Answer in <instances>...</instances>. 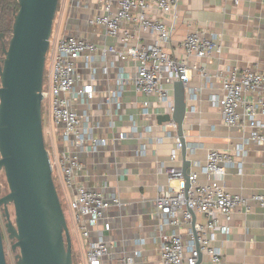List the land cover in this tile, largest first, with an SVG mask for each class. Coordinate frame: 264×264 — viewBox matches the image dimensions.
<instances>
[{"label":"crops","instance_id":"obj_1","mask_svg":"<svg viewBox=\"0 0 264 264\" xmlns=\"http://www.w3.org/2000/svg\"><path fill=\"white\" fill-rule=\"evenodd\" d=\"M60 4L54 43L66 37L75 9L77 16L95 17L104 13L98 0H61ZM146 14L163 22L170 30L169 41L163 44L168 54L191 68L198 66L205 70L204 74L194 71L185 85L189 111L184 122V136L187 160L191 163L189 172H200L208 152L219 150L227 153L235 163L227 169L222 182L227 192L243 197L264 195V147L254 142L243 146L251 130L226 126L220 108L212 102L214 96L223 95V81L232 68L264 73V0H239L238 5L225 0H177L170 13L151 4ZM80 30L84 39L97 46V51L76 61L79 80L72 96L85 85L94 87V98L83 101L79 98L76 109L85 118L83 123L90 138L104 139L108 145L97 153L88 152L86 146L69 148L83 164L75 184L106 198L117 197L121 202L104 217V227L97 226L93 232L97 239L94 241L91 237L90 242H97L100 236L109 240L110 255L103 264H162L159 250L163 236L179 233L186 243L191 241L190 227L175 228L155 206L158 193L168 186L165 169L183 168L184 165L182 151L177 148V128L172 123L159 124L157 121L159 116L172 113L176 82L166 86L169 103L161 102L157 96L137 94V63L121 60L116 53L108 51L111 47L124 48L125 32L131 36L128 47L153 45L158 41L157 34L128 22L121 24V31L115 38L106 36L102 27L86 25ZM193 32L203 37L215 36L220 52L215 50L205 59L189 56L183 42ZM51 70L49 61V82ZM60 130L49 108L54 173L67 201L70 232L74 240L78 238L80 262L88 264V245L76 214L70 208L74 191L64 184L57 163L64 150L59 139ZM120 134H124V140H116ZM174 152L178 156L175 162L171 160ZM240 163L243 164L242 173L237 168ZM199 182L206 184V177L200 175ZM250 206L248 212L245 208L234 212L230 235L217 238L216 245L223 253L222 264H264V208L256 203ZM197 218L202 220L201 215ZM107 223L109 230L105 229ZM201 264L212 263L203 256Z\"/></svg>","mask_w":264,"mask_h":264},{"label":"built area","instance_id":"obj_2","mask_svg":"<svg viewBox=\"0 0 264 264\" xmlns=\"http://www.w3.org/2000/svg\"><path fill=\"white\" fill-rule=\"evenodd\" d=\"M176 1L98 0L103 5L104 13L89 21L90 25L102 27L106 36L113 38L119 35L123 22L136 23L142 29L158 35V41L153 45L128 47L131 36L125 32L122 39L124 48L117 50L111 47L108 51L116 53L121 60L137 63V94L157 96L163 103L170 101L167 85L178 81L186 85L194 71L205 73L203 68H191L168 54L163 44L169 41L170 30L163 22L147 17L146 11L151 4H155L164 13H170ZM225 1L239 4V0ZM183 48L189 56L199 59L209 58L215 50H221L215 36L203 37L198 32H193L185 38ZM96 51L95 44L75 37H64L55 43L51 37L47 61L52 63V70L47 88L43 87V103L48 101L53 122L57 127H61L59 139L64 150L59 154L57 163L62 171L64 184L74 191L70 208L76 214L81 234L88 245V264H103L104 258L110 255L111 250L103 236H100L97 242H90L89 227L97 226L100 220H104V210L121 205L117 197H111L109 201L101 194L75 184L78 173L83 171V164L79 162L78 156H73L75 153L70 149L86 146L88 152L97 153L108 145V141L104 139L90 138L88 130L84 127L85 118L81 117L76 109L79 98L81 101L94 98V87L91 84L85 85L72 96L79 80L75 72L76 61ZM120 95L121 93L118 94ZM212 102L220 108L226 126L242 131L251 130L250 137L245 139L243 146L254 142L264 147V73L232 68L224 78L223 95L214 96ZM147 105L148 103L145 104L146 107ZM173 110L172 106L171 111ZM124 139V134L116 138ZM161 142L162 140H158V143ZM177 148H182L179 140ZM144 152L145 150L142 151ZM49 154L51 158V153ZM177 158L174 152L171 160L175 162ZM52 159L54 170L55 162ZM234 164L227 153L219 150L209 151L200 172H189V187L182 168L165 169L168 186L158 193L155 206L170 225L177 229L190 227L191 241L186 243L179 233L163 236L159 250L162 264H197L201 253L207 256L212 264H222L223 253L216 242L218 236L231 234L234 212L240 208H245L248 212L252 203L264 208L263 194L251 197L233 195L222 185L227 169L235 166ZM237 168L239 173H242L243 164H238ZM200 175L206 177V184L199 182ZM192 212L196 216L195 230L199 248L193 233ZM197 215H201L202 220L198 221ZM105 225V229L109 230L110 224Z\"/></svg>","mask_w":264,"mask_h":264},{"label":"water","instance_id":"obj_3","mask_svg":"<svg viewBox=\"0 0 264 264\" xmlns=\"http://www.w3.org/2000/svg\"><path fill=\"white\" fill-rule=\"evenodd\" d=\"M60 0H18L12 37L0 62V173L10 193L0 199L8 238L16 241L17 264H74L73 243L55 183L43 126V86L47 54ZM174 110L157 118L172 123L182 145L184 179L189 187L190 161L184 122L189 111L185 83H175ZM15 209V223L8 205ZM193 214V233L196 216ZM200 254L197 264L203 261ZM0 264H7L0 224Z\"/></svg>","mask_w":264,"mask_h":264},{"label":"rangeland","instance_id":"obj_4","mask_svg":"<svg viewBox=\"0 0 264 264\" xmlns=\"http://www.w3.org/2000/svg\"><path fill=\"white\" fill-rule=\"evenodd\" d=\"M16 4H17V0H0V62H2L5 59V55L3 54V47L4 46L8 47L9 41L12 37L11 30H12V26L14 23V12L18 11V7ZM75 8H76V6L74 7V9ZM75 12H76V9L73 12L71 20L69 22V28H67L66 37L67 38L75 37L78 40L91 42L89 39H84L81 36V34H80L81 30L80 29L85 27L86 25L87 26L90 25L89 21L94 17L86 16V15L77 16V15H75ZM58 19H59V11L56 14L53 32H52V37H53V34L55 33V29H57L56 26H57V20ZM90 27H96V26L90 25ZM263 46H264V42H263ZM262 54L264 56V48L263 47H262ZM48 82H49V62L46 59V67H45V74H44V86H43L44 88H47ZM0 87H1V80H0ZM42 113H43L45 144H46L47 150L51 153V159H52L53 153L51 151V143L49 140V104H48V101H45L43 103ZM73 156H77V155L74 154ZM52 160H54V159H52ZM79 162L82 163L80 159H79ZM81 173L82 172H79L78 176L79 175L81 176ZM54 177H55V183L57 186L59 197H60L64 212L66 215L68 226H70V224H71L70 223V214H69V211L67 208V201H66L64 193H63V188L58 183V179L56 178V175H54ZM87 190L95 192V191L91 190L90 188H87ZM9 193H10V189H9V186H8V183L6 180L5 172L1 171V173H0V199L5 197ZM106 199L111 201V198H109V197H107ZM111 208H113V206ZM111 208L103 211L104 217H106V215L112 210ZM8 209H9V213L11 215L12 221L15 223V209H14L13 204H9ZM3 213H4L3 208L0 207V224H1L2 232H3L4 247H5L7 264H17L16 257L19 255V250L17 249L15 252H13V250H12V245L16 241H11L8 238V234H7L6 227H5L6 222H5V219L3 218ZM108 221L110 222L111 219H109ZM97 226L98 227L99 226L104 227L103 226V220H100L98 222ZM97 226H90L89 227V230L91 232V237L93 238L94 241H96L97 236L95 238L93 232L98 228ZM71 237H72V234H71ZM106 239H107V237H106ZM106 242L108 244H110L108 239L106 240ZM72 243H73L74 264H81L80 256L77 253L78 252V249H77L78 248V244H77L78 238L76 240H74L72 237ZM107 259H108V257L104 258V260H107Z\"/></svg>","mask_w":264,"mask_h":264},{"label":"trees","instance_id":"obj_5","mask_svg":"<svg viewBox=\"0 0 264 264\" xmlns=\"http://www.w3.org/2000/svg\"><path fill=\"white\" fill-rule=\"evenodd\" d=\"M16 5H17V7H18V9H19L18 0H17V4H16ZM58 11H59V7H58ZM58 11H57V12H58Z\"/></svg>","mask_w":264,"mask_h":264}]
</instances>
